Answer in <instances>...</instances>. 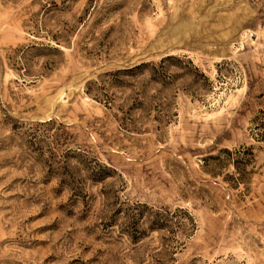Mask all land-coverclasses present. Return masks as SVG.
Returning <instances> with one entry per match:
<instances>
[{
    "label": "rangeland",
    "instance_id": "obj_1",
    "mask_svg": "<svg viewBox=\"0 0 264 264\" xmlns=\"http://www.w3.org/2000/svg\"><path fill=\"white\" fill-rule=\"evenodd\" d=\"M0 264H264V0H0Z\"/></svg>",
    "mask_w": 264,
    "mask_h": 264
}]
</instances>
